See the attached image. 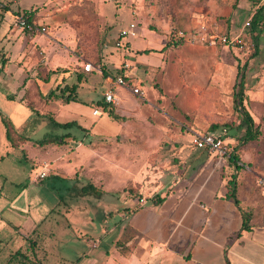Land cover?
Masks as SVG:
<instances>
[{
    "label": "rangeland",
    "instance_id": "1",
    "mask_svg": "<svg viewBox=\"0 0 264 264\" xmlns=\"http://www.w3.org/2000/svg\"><path fill=\"white\" fill-rule=\"evenodd\" d=\"M87 2L96 8L97 19L78 24L82 15L73 9L83 7L89 18L92 7L85 6ZM4 3L5 8H0V264H8L19 249L25 252L32 241L38 251L28 253L26 264H122L116 242L122 239L121 232L140 201L145 200L144 207L152 213V226L144 239L154 241V218L159 212L154 203L171 188L182 189L190 177L206 172L203 165L207 160L213 161L208 169L215 173L253 175L264 186V0ZM9 7L12 11L38 9L34 23L42 29L37 35L46 36L50 43L48 60L34 45L36 41L14 25V16L5 12ZM260 9V25L252 30L248 24ZM131 24L135 36L120 38V32ZM203 25L207 33L213 29L218 35L242 34L243 44L208 46L199 38L174 45L173 31L194 33ZM68 35L71 41L75 36L76 45L66 40ZM117 40L124 44L122 51L131 55L130 64L101 67L103 50H116ZM74 58L82 65L93 63L99 70L82 78L77 90L87 123L91 124L87 117L95 101L107 90L119 99L111 112L122 119L115 121L109 110L103 111L95 128L88 129L85 141V134L79 133L78 139L84 143L66 139L57 148V159L49 161L40 157L45 146L35 142L61 137L66 131L43 118L44 114L47 117L43 96L61 82V86L77 84L80 74L72 72ZM238 66H245L243 105L261 131L258 140L247 145H242L244 131L233 110V87L240 81ZM55 70L60 73L43 81L47 72ZM62 72L72 73L65 83ZM119 77L139 86L143 98L116 86ZM5 92L17 103L7 100ZM18 102L29 107L27 111ZM64 104L61 99L55 102V115ZM34 107L38 114L31 112ZM30 114L31 122L18 132ZM2 116L10 121L7 133L14 143L21 141L25 146L17 149L9 144ZM193 133L220 137L238 157L241 170L236 173L228 159L195 149ZM23 137L31 141L24 142ZM42 172L46 177L33 182ZM175 178L180 180L175 182ZM90 186L98 191L89 190ZM192 189H201L200 183H194ZM153 245L150 252L137 251L132 259L142 258L144 263L157 259L162 252Z\"/></svg>",
    "mask_w": 264,
    "mask_h": 264
},
{
    "label": "crops",
    "instance_id": "2",
    "mask_svg": "<svg viewBox=\"0 0 264 264\" xmlns=\"http://www.w3.org/2000/svg\"><path fill=\"white\" fill-rule=\"evenodd\" d=\"M4 2L5 0H0V8L2 9L5 8L3 6H6ZM25 11H32L29 19L34 23L39 14L38 9L12 11L9 7L5 10V12H11L14 21L18 14ZM43 22L47 26V19H44ZM23 33L26 38L36 41L34 45L43 51L48 60L47 45L50 43L47 42V37L37 35L39 32L34 33L35 35L32 37V34L24 31ZM65 37L70 44H77L75 36L72 41L71 35ZM124 48L123 44L120 49L103 50L100 66L113 68L118 63L121 65L130 64L127 59L131 55L127 51H122ZM165 49L164 47L162 51ZM115 51L121 53L113 54ZM144 52L149 53V51ZM91 64L94 67V64ZM73 65L75 69L72 72H78L81 78H85L93 72H85L83 70L84 64L82 65L77 58H74ZM71 74H62L61 80L63 77L67 79L66 77ZM122 78L125 79L126 77ZM107 83H112L111 78H107ZM108 92L110 90L106 91V93ZM105 94H103L102 99ZM114 96L119 100L115 94ZM80 102H78L77 96L76 102H69L60 106L55 115V120L61 124L75 122L82 130L79 131L74 127L71 130H65V134L72 133V131L78 133L75 135L76 137L79 136V133L85 134L82 135L85 141L88 129L90 127L95 128L104 110L98 109L99 116H93L92 112L97 109L93 106L90 110V116L87 117L91 124H88L83 108L78 105ZM79 142L84 143L82 140ZM61 146L45 145V153L40 157L55 161L57 148ZM213 165L212 160L205 161L203 171L206 172L190 177L182 189L173 190L171 188V191L158 198L154 203L159 211L154 218L156 220L155 235H157L154 241L144 239L145 232L152 226L150 223L152 213L151 209L144 207L146 201H140L141 205L133 212V219L122 230L120 237L122 236L123 239L128 231V233L132 232V235L124 240L122 247H117L120 238L116 242V249L122 255V260H120L122 264H264V186H260L261 181H257L253 175L239 173L223 176L220 173H215L212 168H209V172L208 166L213 167ZM232 179L235 181L236 199L239 206L227 197L229 193L227 185ZM179 180L180 178L174 179L175 182ZM196 182L200 183L201 189L193 191L192 188ZM243 213L248 217V230L242 229ZM152 234H154V230H152ZM153 244L159 252H162L157 259L145 261V263L142 262V258L132 259L137 251L150 252Z\"/></svg>",
    "mask_w": 264,
    "mask_h": 264
},
{
    "label": "trees",
    "instance_id": "3",
    "mask_svg": "<svg viewBox=\"0 0 264 264\" xmlns=\"http://www.w3.org/2000/svg\"><path fill=\"white\" fill-rule=\"evenodd\" d=\"M87 5L92 7V10L90 12L91 16L89 18H88V16L87 17L85 16V12H84L83 7H77V8L73 9L75 11V13H78L79 16L82 15V19H81V21L78 22V24L80 22L82 24H84L87 21L95 22L96 19H97L96 8L93 6V4H91L89 2H87V4H85V6H87ZM261 11H262V9H260V11H258V13H255L253 15V17L251 18V22L249 23V25H250V28L252 30H255L260 25L259 15H260ZM172 41H174V40H172ZM182 41L183 40L174 41V45H178ZM167 47H169V44H167L165 48H167ZM3 67L4 66H2V68ZM243 70H245V66H243L242 68H240L238 66L237 78L240 77V81L234 85L232 97H233V110L238 115V119H239V122H240L239 126L244 131V134H243V136L241 137L240 140L242 141V145H247L249 143H252V142H255L256 140H258V138L261 135V131L258 128V126L255 125L252 117L250 116L248 111H246V109H245V107L243 105L244 100H245L244 75H243L244 73H243ZM58 71L59 70L47 72L46 73L47 75H46V77L44 78L43 81H47V82L50 81V79L52 78V76L54 74L60 73ZM63 73L64 72H62V74ZM64 79L65 78L63 77V79H62L63 82H64ZM77 80H78L77 84H73V85H70V86L67 85V84H64L63 86H61V84H62V82H61L60 84L57 85L55 90H51L45 97L43 96V98L46 99V104H47V117H44V116H46V114H44V116L43 115H41V116H43V118L48 122V124L50 126L58 128V129H63V130H71L74 127L77 128L79 131L82 130L75 122H69V123H66V124L58 123L55 120V113L52 111V110H54L55 102L57 100H59V99L63 100V102L66 103V104L69 103V102H76L77 101V89H78V86H79V82L82 80L81 75H77ZM9 99L11 100L12 97H9ZM30 105H32L31 101H30ZM95 107L97 109L102 108V110H104V111L105 110H109V117H111L115 121H119V120L122 119V118H119L118 116L114 115L111 112L113 106L105 103L104 102V98L102 100L97 101L96 104H95ZM27 108H29V107H27ZM44 108H46V106ZM37 110H38V108L34 107V108H32L31 112H33V113L36 112L37 113L38 112ZM213 128H216V127H213ZM6 138H7V141L9 142V144L13 148H17L18 149L20 146H22L24 144V143L21 144L20 143L21 141L18 144H15L13 139L10 137L9 133H7ZM69 138H71L74 141H79L80 140V139H78V137H76L75 135H73L72 133L69 132V133H67V134H65V135H63L61 137L44 138L43 140L36 141L35 144L38 145V146H45V145H51V144L56 145V146H61V145H63L65 143L66 139H69ZM20 139H22V141H24V142L31 141V139L28 138V137H23V138H20ZM201 151H205V150H201ZM228 161H229V163L233 164V166H234V168L236 170V173H238L241 170V168L238 166V165H240V163H239V159L236 156V154L233 153L228 158ZM227 187H228V190H229V193H228L227 197L229 199L233 200L235 202V204L237 206H239V203H238V201L236 199V187H235L234 179H232V180H230L228 182ZM88 188H89V190H93L95 192L98 191L93 186H90ZM159 202H161V200H159ZM242 218H243L242 229L243 230H248L249 229V225H248V217H247V215L243 213L242 214ZM128 232L124 235L123 239H121V240H119L117 242V247L118 246L122 247L124 245L123 243L125 242L124 240L128 239L132 235V232L131 233H128ZM37 248L38 247H37V245H36V243L34 241L30 242L28 247L25 249V252H23L21 249H19L14 255H12L9 258L8 264H26L27 262L30 261L29 258L27 257L28 253H31V252L34 253L35 250L37 252L38 251Z\"/></svg>",
    "mask_w": 264,
    "mask_h": 264
},
{
    "label": "built area",
    "instance_id": "4",
    "mask_svg": "<svg viewBox=\"0 0 264 264\" xmlns=\"http://www.w3.org/2000/svg\"><path fill=\"white\" fill-rule=\"evenodd\" d=\"M31 14L32 11H25L19 14L15 19L14 25L21 31H24L28 34H34L36 32L41 31L42 29L39 30V28L35 25V23L30 21L29 18ZM119 36L120 38L134 37L135 25L134 24L129 25L127 29L120 32ZM241 36L242 34H239L235 37H231L227 35H218L214 32L213 29H211V33H207V29L204 25L198 28V30L195 31L194 33L179 31V30L172 32V37L175 40L191 41L196 39L199 40L200 38V42L208 46L222 45L226 47H236L238 45L243 44ZM115 47L117 49L123 47L121 40H118L115 43ZM83 70L85 72H92L98 69H95L91 63H86L83 66ZM115 85L138 98H143L144 96V92L139 87L135 86L134 84L127 83L125 79L121 77L115 80ZM104 102L109 105H115L117 103V99L115 98L112 92H108L104 95ZM99 114L100 112L98 109H95L92 112L93 116H99ZM191 143L195 149L205 150L212 154H215L217 158L220 160L228 159L233 154L232 149H230L228 145L220 137H216L211 134L193 133L191 135ZM45 177H46V173L42 172L34 177L33 182L39 179L42 180Z\"/></svg>",
    "mask_w": 264,
    "mask_h": 264
},
{
    "label": "flooded vegetation",
    "instance_id": "5",
    "mask_svg": "<svg viewBox=\"0 0 264 264\" xmlns=\"http://www.w3.org/2000/svg\"><path fill=\"white\" fill-rule=\"evenodd\" d=\"M5 94V97H6V99L7 100H9V101H12V102H16L17 103V100H16V98H14V96L11 94V93H7V92H5L4 93ZM9 97H12V99L10 100L9 99ZM18 104L24 109V110H26L27 111V109H25L26 108V106H24L23 104H20V102H18ZM33 115V114H32ZM32 116H31V114L29 115V117H28V119L20 126V128L19 129H17V131L18 132H20L21 133V131H23L24 129H25V126H26V124L27 123H30L31 122V120H32V118H31ZM1 120H2V122H3V124L4 125H6V135H7V132L9 131V122H8V120H7V117H5V116H2L1 117ZM13 131V130H12ZM19 134V133H18Z\"/></svg>",
    "mask_w": 264,
    "mask_h": 264
}]
</instances>
